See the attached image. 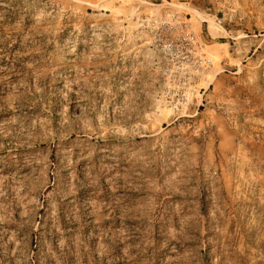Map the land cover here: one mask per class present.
<instances>
[{"label":"rangeland","instance_id":"rangeland-1","mask_svg":"<svg viewBox=\"0 0 264 264\" xmlns=\"http://www.w3.org/2000/svg\"><path fill=\"white\" fill-rule=\"evenodd\" d=\"M0 264H264V0H0Z\"/></svg>","mask_w":264,"mask_h":264},{"label":"built area","instance_id":"built-area-1","mask_svg":"<svg viewBox=\"0 0 264 264\" xmlns=\"http://www.w3.org/2000/svg\"><path fill=\"white\" fill-rule=\"evenodd\" d=\"M148 20L150 33L154 35V38L160 40L158 44L160 52L170 56L179 64L189 63L197 69H209L211 67L212 61L210 58L206 56L191 58L189 53L185 51L184 43L173 37L172 30H175L174 24H184V26L188 24L183 20V16L180 13H167L161 17H150ZM184 40L186 41L187 39L184 37Z\"/></svg>","mask_w":264,"mask_h":264}]
</instances>
